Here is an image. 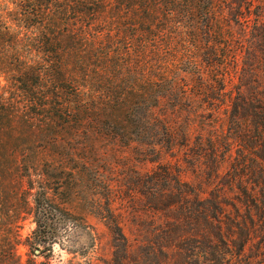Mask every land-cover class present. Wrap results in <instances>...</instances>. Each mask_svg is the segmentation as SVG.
<instances>
[{
  "label": "trees",
  "instance_id": "16d2710c",
  "mask_svg": "<svg viewBox=\"0 0 264 264\" xmlns=\"http://www.w3.org/2000/svg\"><path fill=\"white\" fill-rule=\"evenodd\" d=\"M108 139L182 149L198 179L138 174L132 231L106 201V264H264V0H0V174ZM37 195L46 258L60 219Z\"/></svg>",
  "mask_w": 264,
  "mask_h": 264
},
{
  "label": "rangeland",
  "instance_id": "374dc122",
  "mask_svg": "<svg viewBox=\"0 0 264 264\" xmlns=\"http://www.w3.org/2000/svg\"><path fill=\"white\" fill-rule=\"evenodd\" d=\"M216 122L217 130L225 132L223 116ZM29 142L23 139L18 143L24 147ZM90 144L95 150L88 160H82L86 164L65 160L60 165L3 170L9 174H0V264L3 256L8 264H106L111 257L110 236L101 211L106 201L124 231H132L138 224L134 217L144 211L133 192L138 174L168 167L182 181L198 179L195 166L183 160L182 149H162L156 162H146L134 145L127 149L121 139ZM43 193L60 223L52 254L39 258L32 255L28 239L36 228L37 194Z\"/></svg>",
  "mask_w": 264,
  "mask_h": 264
},
{
  "label": "water",
  "instance_id": "95a60500",
  "mask_svg": "<svg viewBox=\"0 0 264 264\" xmlns=\"http://www.w3.org/2000/svg\"><path fill=\"white\" fill-rule=\"evenodd\" d=\"M38 254V251H35V255H37Z\"/></svg>",
  "mask_w": 264,
  "mask_h": 264
}]
</instances>
